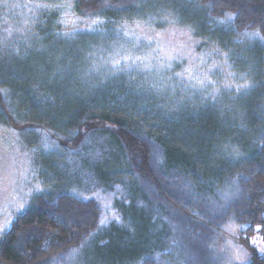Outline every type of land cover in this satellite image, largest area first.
Listing matches in <instances>:
<instances>
[{
  "label": "rangeland",
  "instance_id": "1",
  "mask_svg": "<svg viewBox=\"0 0 264 264\" xmlns=\"http://www.w3.org/2000/svg\"><path fill=\"white\" fill-rule=\"evenodd\" d=\"M163 1L141 2L153 7ZM76 4L0 0V82L20 86L22 98L28 91L36 96L45 110L40 114L44 127L67 126L87 106H100L112 91V81H126L161 121L177 117L183 123L199 118L212 122L215 130L204 142L207 149L227 152L223 142L237 141L234 150L245 154L252 146L247 141L253 140L254 124L264 121L263 87L256 84L264 79V71L261 60L248 52L259 46L251 41L256 33L241 38L224 33L215 39L204 13L179 0H165L160 9L142 10L108 26L97 16L81 14ZM229 22L217 23L229 27ZM215 45L230 50L226 60L217 56L224 53ZM9 86L0 89V242L15 218L32 208L34 197L71 194L95 199L102 221L88 243L61 264H141L146 251L151 252L148 257L162 255L170 228L175 229L168 207L155 198L146 200L147 188L119 150L101 136L96 141L90 137L81 151L61 145L63 135L31 126L13 108ZM227 94L237 98L230 99L233 104L224 99ZM236 101L240 103L234 106ZM8 111L17 122L9 119ZM232 121L239 126L238 135L227 125ZM196 131L195 140L202 133ZM213 170L222 178L228 168ZM106 173L113 182L103 184L104 178L109 180ZM182 227L176 249L181 264H188L209 242L199 238L188 244ZM207 251L212 264H249L254 255L264 257V242L259 235L243 239V227L230 222L212 234Z\"/></svg>",
  "mask_w": 264,
  "mask_h": 264
},
{
  "label": "trees",
  "instance_id": "2",
  "mask_svg": "<svg viewBox=\"0 0 264 264\" xmlns=\"http://www.w3.org/2000/svg\"><path fill=\"white\" fill-rule=\"evenodd\" d=\"M141 1L77 0L76 5L81 14L97 16L105 26L125 20L130 14L160 9L165 5V0L153 7L143 6ZM179 1H185L204 13L210 33L216 35L215 39L221 38L224 33L233 38L256 33L257 37L251 41L259 46L257 50L248 52L261 60L264 71V0ZM228 20L229 27L225 23H217ZM217 49L224 53L217 56L226 60V53L230 50L225 47ZM236 57L240 60L242 56ZM257 76L260 77V74ZM259 82L256 84L263 87L264 94V79H259ZM110 84L112 91L106 94L100 106H87L79 112L78 118L61 129L52 125L44 127L45 119L40 114L45 110L37 104L39 100L30 91L22 98L19 95L20 86L10 87L0 82V89L9 86L13 108L22 113L23 119L31 126L42 125L43 129L63 135L65 138L60 144L65 147L81 151L90 137L95 141L100 136L106 138L111 147L119 150L122 160L131 167L132 174L147 188L146 200L155 198L167 205L168 217L175 229L171 231L170 228L168 240L162 248L164 253L148 257L146 255L151 252L146 251L141 257V264H181V254L176 249L181 245V225L185 230L183 233L190 238L188 244H196L199 238L203 243L209 242L208 248L190 258L188 264H212V256L207 255L212 234L226 223L243 227V239L259 235L264 242V121L257 119L254 124L253 140L247 141L252 146L245 154L234 150L237 141L223 142V146L230 149L227 152L215 148L210 150L204 142L215 130L212 122L199 118L198 122L190 120L183 123L177 117L175 121L174 118L161 121L149 108L146 99L130 88L126 81L120 84L114 80ZM2 99L0 92V101ZM224 99L237 98L227 94ZM229 102L233 104L232 100ZM239 103L236 101L234 106ZM7 115L11 121L17 122L13 113L8 111ZM231 123L227 125L233 133H241L237 122ZM252 126L249 124V128ZM194 129L202 132L196 140L193 138ZM215 142L218 148L221 140ZM234 152L238 156L230 157ZM213 168H220L223 172L228 170L224 172L225 176L217 178L213 175ZM106 175L109 180L106 182L104 178L103 184L113 182ZM227 191H230L229 198L223 200ZM33 199L32 208L17 216L3 236L0 264L64 263L72 253L83 248L100 228L102 210L95 199L84 200L71 194L36 196ZM249 264H264V257L254 255Z\"/></svg>",
  "mask_w": 264,
  "mask_h": 264
}]
</instances>
